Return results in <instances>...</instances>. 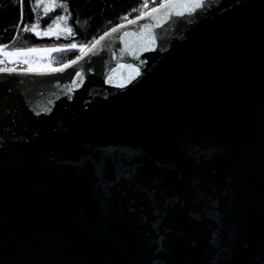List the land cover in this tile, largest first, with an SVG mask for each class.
<instances>
[{
    "label": "water",
    "instance_id": "1",
    "mask_svg": "<svg viewBox=\"0 0 264 264\" xmlns=\"http://www.w3.org/2000/svg\"><path fill=\"white\" fill-rule=\"evenodd\" d=\"M158 20L0 75V264H264V0Z\"/></svg>",
    "mask_w": 264,
    "mask_h": 264
},
{
    "label": "trees",
    "instance_id": "2",
    "mask_svg": "<svg viewBox=\"0 0 264 264\" xmlns=\"http://www.w3.org/2000/svg\"><path fill=\"white\" fill-rule=\"evenodd\" d=\"M60 3L68 5L67 12L59 7ZM159 3L160 0H57L56 11L45 14L43 5L38 6L36 0H0V45L10 50L88 45L116 25L127 23L122 17L134 19ZM58 14L68 15L65 23L73 29V35L62 34L59 40L44 36ZM35 32L42 35L37 37ZM77 55L75 50L60 51L52 55L51 64L60 67Z\"/></svg>",
    "mask_w": 264,
    "mask_h": 264
},
{
    "label": "snow or ice",
    "instance_id": "3",
    "mask_svg": "<svg viewBox=\"0 0 264 264\" xmlns=\"http://www.w3.org/2000/svg\"><path fill=\"white\" fill-rule=\"evenodd\" d=\"M207 3V0H160V3L157 7L151 8L147 11H141L134 19H129L127 16L122 17L123 20L127 21V24H118L115 27L111 28L110 31L105 32L98 40L92 41L88 45H77L75 43L68 44L63 47L52 48V49H37L31 48L27 50H18V51H5L4 46L0 45V75L11 76L13 74L17 75H28V74H37L44 75L49 73H63L68 68H73L80 61L84 60L86 57L96 53L97 48L101 46L102 41L106 37H111L113 34H119L123 32L121 40L125 44L124 51L130 53L135 57V53L144 48L151 47L153 39L151 38L150 29L152 25H144L141 32L138 35V39L134 43H129L126 37L134 35L126 31L128 25H135L138 21L149 19L156 20L158 23L159 17L164 15H172L173 12L177 16L185 15L186 11L192 12L197 9H202ZM36 4L43 5V12L48 14L50 12H55L57 8V0H36ZM59 7L65 9L67 12L68 5L65 3H60ZM147 8V4L144 5ZM68 15H56V18L48 25L47 29L43 32L44 36L55 37L57 40L60 39L62 34L73 35V29L65 23L68 19ZM35 29V25H33ZM37 37L42 35L41 32H35ZM72 51L75 50L79 53L75 59H71L68 62L64 63L60 67H53L51 64H33V62L28 58L32 53H48V52H59V51ZM24 64L27 65V68L18 72L16 65ZM11 65V66H6ZM120 67H126L130 70L131 74L138 75L139 69L134 67L131 64L120 65ZM76 77H81V71H75ZM131 78V77H130Z\"/></svg>",
    "mask_w": 264,
    "mask_h": 264
},
{
    "label": "rangeland",
    "instance_id": "4",
    "mask_svg": "<svg viewBox=\"0 0 264 264\" xmlns=\"http://www.w3.org/2000/svg\"><path fill=\"white\" fill-rule=\"evenodd\" d=\"M37 49H52V48H37ZM27 50V49H26ZM6 51H18V50H10L6 47ZM60 52V51H59ZM58 52H40V53H32L29 55V59L33 62V64H51V57L53 54ZM52 65V64H51ZM11 66V65H6ZM17 71H22L23 69L27 68V65L18 64L16 65ZM23 68V69H22Z\"/></svg>",
    "mask_w": 264,
    "mask_h": 264
},
{
    "label": "built area",
    "instance_id": "5",
    "mask_svg": "<svg viewBox=\"0 0 264 264\" xmlns=\"http://www.w3.org/2000/svg\"><path fill=\"white\" fill-rule=\"evenodd\" d=\"M3 46V45H2ZM4 50L6 51V46H4Z\"/></svg>",
    "mask_w": 264,
    "mask_h": 264
}]
</instances>
